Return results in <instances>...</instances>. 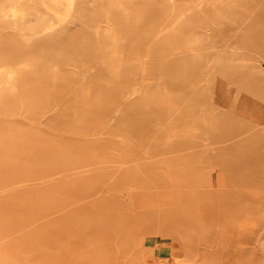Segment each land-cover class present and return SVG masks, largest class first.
<instances>
[{
	"label": "rangeland",
	"instance_id": "rangeland-1",
	"mask_svg": "<svg viewBox=\"0 0 264 264\" xmlns=\"http://www.w3.org/2000/svg\"><path fill=\"white\" fill-rule=\"evenodd\" d=\"M0 264H264V0H0Z\"/></svg>",
	"mask_w": 264,
	"mask_h": 264
},
{
	"label": "bare ground",
	"instance_id": "bare-ground-1",
	"mask_svg": "<svg viewBox=\"0 0 264 264\" xmlns=\"http://www.w3.org/2000/svg\"><path fill=\"white\" fill-rule=\"evenodd\" d=\"M214 49H217V47H214ZM216 51L218 52V50H215V51H214V54H215V55H216V53H215ZM216 56H217V55H216ZM208 76H209V75H208ZM235 76H236V77H235ZM239 76H240V74L234 75L235 78H238ZM164 83H165V82H164ZM166 83H167V82H166ZM171 84H172V83H171ZM225 84H226V83H225ZM230 84L232 85V83H230ZM230 84H229V86H230ZM173 85H174V84H173ZM170 88H171V87H170ZM171 89H172V88H171ZM227 89H228V88H227ZM226 92H228V91L226 90Z\"/></svg>",
	"mask_w": 264,
	"mask_h": 264
}]
</instances>
